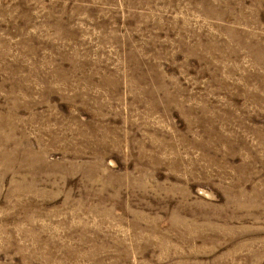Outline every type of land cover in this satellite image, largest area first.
Wrapping results in <instances>:
<instances>
[{"label": "rangeland", "instance_id": "obj_1", "mask_svg": "<svg viewBox=\"0 0 264 264\" xmlns=\"http://www.w3.org/2000/svg\"><path fill=\"white\" fill-rule=\"evenodd\" d=\"M0 264H264V0H0Z\"/></svg>", "mask_w": 264, "mask_h": 264}]
</instances>
